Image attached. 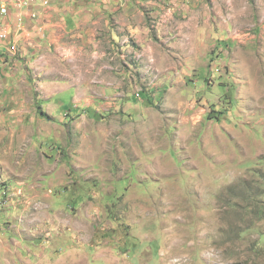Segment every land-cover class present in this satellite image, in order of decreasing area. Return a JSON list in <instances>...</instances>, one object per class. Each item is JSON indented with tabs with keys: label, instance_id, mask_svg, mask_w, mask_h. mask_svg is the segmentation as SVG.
Wrapping results in <instances>:
<instances>
[{
	"label": "rangeland",
	"instance_id": "obj_1",
	"mask_svg": "<svg viewBox=\"0 0 264 264\" xmlns=\"http://www.w3.org/2000/svg\"><path fill=\"white\" fill-rule=\"evenodd\" d=\"M200 1L0 81V264H264V0Z\"/></svg>",
	"mask_w": 264,
	"mask_h": 264
},
{
	"label": "crops",
	"instance_id": "obj_2",
	"mask_svg": "<svg viewBox=\"0 0 264 264\" xmlns=\"http://www.w3.org/2000/svg\"><path fill=\"white\" fill-rule=\"evenodd\" d=\"M170 1L175 17H169L177 25L180 18L189 23L200 13V0ZM160 2L161 0H7V12L5 15L0 14V36L5 35V39L0 40V81L3 87L11 88L9 83H14L12 77L15 76V71L21 65L30 63L31 57H34L31 63L39 64L41 69L44 66L47 70L53 58L58 61L60 55L75 54V41H82L83 45L91 46L92 49L97 48L100 42L102 46L104 43L110 46L124 45L129 25L135 24L142 28L143 9H156ZM179 29L181 31L178 33H183V25ZM7 97L9 100L15 99V95L6 94L0 97V103ZM6 115L11 120L4 122L8 127L15 119L8 112L2 113L0 123H3ZM12 146L13 139L8 142L7 148L10 150ZM7 156L1 164L10 167L11 159Z\"/></svg>",
	"mask_w": 264,
	"mask_h": 264
},
{
	"label": "built area",
	"instance_id": "obj_3",
	"mask_svg": "<svg viewBox=\"0 0 264 264\" xmlns=\"http://www.w3.org/2000/svg\"><path fill=\"white\" fill-rule=\"evenodd\" d=\"M6 12H7V0H0V14L5 15ZM4 39H5V35H1L0 40H4ZM12 50H13V46H12Z\"/></svg>",
	"mask_w": 264,
	"mask_h": 264
}]
</instances>
